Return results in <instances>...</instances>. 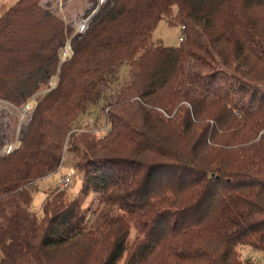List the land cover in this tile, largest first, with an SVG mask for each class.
<instances>
[{
  "label": "trees",
  "instance_id": "trees-1",
  "mask_svg": "<svg viewBox=\"0 0 264 264\" xmlns=\"http://www.w3.org/2000/svg\"><path fill=\"white\" fill-rule=\"evenodd\" d=\"M41 1L0 13V99L21 106L45 88L0 154V264H252L238 245L264 250V0H87L96 12L63 61L72 29ZM163 17L182 26L177 46L152 39ZM126 63L109 133L66 142ZM3 129L0 149L15 125ZM65 152L80 194L104 199L93 226L60 186L42 214L31 207Z\"/></svg>",
  "mask_w": 264,
  "mask_h": 264
},
{
  "label": "rangeland",
  "instance_id": "rangeland-1",
  "mask_svg": "<svg viewBox=\"0 0 264 264\" xmlns=\"http://www.w3.org/2000/svg\"><path fill=\"white\" fill-rule=\"evenodd\" d=\"M16 1L17 0H0V13L4 8ZM41 3L43 6H47L53 10V12L57 14V16H60L65 21L66 25L72 29V32L67 35L68 40L66 44L59 52L62 61L70 58L74 52L71 44L73 37L80 32V25L85 27L86 30L88 29L90 20L96 12L95 9L90 14L87 12V9L92 6V3L87 0H42ZM100 3H98L96 7L97 9ZM103 3L105 2L103 1ZM181 28L182 26L180 24H171L167 18L163 17L153 31L152 39L154 41L161 40L168 46H177L180 43V36L183 35ZM129 69V65L127 63L124 64L119 70V78L117 82L112 83L110 89L107 91L105 90V94L101 100L97 103H90L87 109L85 111H81L77 118L71 122L67 131L66 142L73 133L83 134L89 132L90 134L93 133L96 135L109 133L110 126L108 125L109 120L107 114L111 107L109 104L117 100L119 90L129 80ZM58 81L59 75L57 74L51 79L49 88L55 87ZM44 92L45 88L37 92L31 98L33 107L31 110L26 112L25 117L22 119L21 116L23 115L20 113V109H22L31 99L26 101L21 106H16L9 103V101L0 99V122L2 127L4 128L8 124L10 127L15 125L14 138L11 141L15 140L17 136L22 138L25 132L26 124L29 122L32 111L36 105L37 97L42 95ZM20 126H22V130L24 129L22 133H18V128ZM2 127H0V134L4 130ZM4 147L5 146H3L0 151H2ZM5 153L6 152H2L1 154ZM68 172L71 173L72 180L65 191L72 197L81 196L82 206L87 214V226H93L96 223L98 214H100V212L105 208V203L103 202L104 199L98 192L91 191L87 195L80 194L83 183L82 173L75 167L74 158L70 152L64 153L62 164L56 172L35 182L36 187L34 188L31 207L38 214H42L43 204L47 196L54 188L59 186L62 175ZM135 235L136 230L133 229L129 236L130 242L134 239ZM238 251L240 252L242 259L251 260L253 262L252 264H264L263 249L247 244H239Z\"/></svg>",
  "mask_w": 264,
  "mask_h": 264
},
{
  "label": "built area",
  "instance_id": "built-area-1",
  "mask_svg": "<svg viewBox=\"0 0 264 264\" xmlns=\"http://www.w3.org/2000/svg\"><path fill=\"white\" fill-rule=\"evenodd\" d=\"M103 1L105 2V0H103ZM103 1H102V0H99V3L101 2L100 4H102ZM183 27H185V26H183ZM85 30H86V28L80 25V30H79V31H80V32H83V31H85ZM179 39L182 40V39H183V35L180 36ZM31 101H32V99L29 100V102H27V103L25 104V106H24L22 109H20V113L23 115V116H21V119L25 117V114H26L27 111H29V110L32 109L33 105H32V103H31ZM23 130H24V129H23ZM23 130H22V126H20V127L18 128V133H22ZM20 142H21V138H19V137L17 136L15 140L10 141V142H8V143L5 145L4 149H3L2 151H0V154H1L2 152H6V153H7V152H11V151L15 150V149L19 146ZM60 180H61V183L59 184V186H60L61 188H67V187L70 185L71 180H72L71 173L68 172V173L62 175V177H61Z\"/></svg>",
  "mask_w": 264,
  "mask_h": 264
}]
</instances>
